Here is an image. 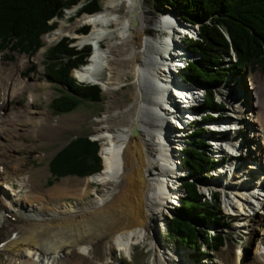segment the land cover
Returning a JSON list of instances; mask_svg holds the SVG:
<instances>
[{
	"label": "bare ground",
	"instance_id": "1",
	"mask_svg": "<svg viewBox=\"0 0 264 264\" xmlns=\"http://www.w3.org/2000/svg\"><path fill=\"white\" fill-rule=\"evenodd\" d=\"M135 18L142 22L143 32H133ZM83 21L93 24L81 37L82 41L92 42L94 50L75 69V75L81 81L99 83L110 94L101 106L102 113L88 118L101 143L103 166L88 175L87 180L101 187L94 190L96 195L89 203L56 201L46 208L23 203L11 184L0 182V264H68L71 252L85 251L96 264H108L112 261H106L112 248L118 251L115 256L125 252L132 257L135 244H144L148 239L147 253L152 263L160 254L164 264H170L168 258L174 252L161 249L160 241L151 235V224L156 225L155 230L168 229V214L173 213L172 209L180 205L187 193L182 182H197L203 200H213L215 191H221L224 204L231 205L237 199L238 193L225 181L232 172L220 165L228 147L223 130L231 124L236 126L240 120L226 116L233 114L239 103L236 86L233 81L208 88L200 82L195 87L187 82L185 66L191 55H184L183 39L195 37L189 31L194 27L181 26L168 10L152 22L145 0H107L104 8L84 12L73 25H61L48 32L45 40L54 43L70 30L75 31ZM181 27L185 47L176 35ZM161 30L168 33L163 35ZM43 57L42 51L36 56L39 60ZM177 58L183 61L177 63ZM6 75L9 82L5 88L0 87V142L14 148L11 141L21 140L27 132L40 138L52 136L55 130L64 135L71 125L82 122L78 117L80 107H45L37 111L33 109L34 101L23 107L9 106L10 97L28 83L12 71ZM180 77L184 81L179 86ZM129 82L135 87L134 98L120 102L119 97L124 96L118 90ZM209 89L214 93L211 106L205 103ZM181 97L189 101L186 106ZM178 101L180 106L174 104ZM254 105L256 108L252 105L248 115L264 120V105L258 100ZM27 119L34 121V127L28 126ZM260 127L251 129L255 144ZM197 128L202 132L196 134ZM197 137L203 138L199 147L205 154L210 153L211 160L192 175L190 167L184 166V149ZM180 138L185 139L177 148L175 141ZM260 150L264 153V146ZM260 160L264 165V158ZM7 162L0 157V164L5 166ZM173 162H177L175 167ZM156 163L162 166L158 172L152 170ZM236 206L230 208L240 211ZM251 254L256 261H264V231Z\"/></svg>",
	"mask_w": 264,
	"mask_h": 264
},
{
	"label": "rangeland",
	"instance_id": "2",
	"mask_svg": "<svg viewBox=\"0 0 264 264\" xmlns=\"http://www.w3.org/2000/svg\"><path fill=\"white\" fill-rule=\"evenodd\" d=\"M87 0H81L78 4L74 5L71 8H67L65 10V13L62 17H55L54 20L57 21V27L61 25H73L78 18L81 16L83 13H79V8L86 2ZM102 1V8L105 6V2L107 0H101ZM157 0H145V5L148 11V14L151 18V21H155L158 16H160L164 11L168 10L171 13L174 14V16L180 21L181 25L183 22H186L187 25H190L188 21H184L179 17V14L176 9L173 8H167V9H157L155 7V3ZM53 20H51L52 22ZM85 24H90V28L93 27V24L90 22H80L78 28L74 30H70L68 33H66L64 36H70L74 37L73 44L76 45L78 48H82L88 43H91L90 41H82V35L85 34L83 32H78L82 28L83 25ZM193 26V25H192ZM193 28H191L190 34L194 35L195 37H198V32L197 30V25H194ZM56 29V28H55ZM187 31V30H186ZM183 31V32H186ZM196 31V32H195ZM51 32V31H49ZM48 32H45L42 34V41H43V47L40 48L41 51L45 53V48L49 47L50 45L58 42L61 40L63 37L60 39L56 40L54 43H50L45 40L44 35L47 34ZM161 33L165 35L166 32L165 30H161ZM176 35L178 36V41L181 45L182 42V36H184L183 33L179 32V30L176 31ZM184 42V41H183ZM182 42L183 46L185 47L184 43ZM191 44H194V41H190ZM103 44H106V41L104 40ZM92 46V52L94 50V45L91 44ZM170 47V45H169ZM195 47V46H194ZM5 48V47H3ZM14 47H7L3 50H0V87L5 88L6 83L9 82L7 78V73L9 71H12L16 73L17 75L21 77H24L27 81V88L26 90L18 94L17 96H14L13 98L10 99V103L13 105H26L27 103L34 101L33 103V109L35 110H40L42 108H52V104L54 106L58 105H68L67 102H63V100L58 101L57 103L51 102L52 98L58 93L57 88H59L58 85L53 84L48 78H47V73H46V68H47V58L44 57L42 59H37L36 56L40 52V50L36 51L34 55H31L24 50H21L20 48H14ZM1 49V48H0ZM196 51L198 50L196 46ZM178 51V50H177ZM232 52V48H231ZM192 55L190 51L185 47V52L184 55ZM177 63L178 61H183V59L177 58ZM220 60V55L214 59V62H219ZM163 60L160 59V62ZM165 63V62H164ZM179 65V64H178ZM46 66V68H45ZM176 66V64H175ZM32 67L31 70L29 68ZM35 68V69H34ZM77 67H73L72 73L75 76V78L78 81H81L76 75H75V69ZM197 74L200 76V78L204 79L205 81H208L209 83H212L215 81V79L219 82L221 81L224 77V74L219 73V68L215 66L213 68L212 62L210 63L209 68L203 67L200 63L197 65ZM20 69H22V72L20 74ZM180 67H177V71H179ZM259 70L255 71H250L248 75L252 77L254 76L255 82H257V88L255 91V87L250 88L248 95H247V103L253 104L256 100V96L260 99L262 104L264 105V86H258L259 80L263 77L264 75V67H258ZM29 70V71H28ZM36 70V71H35ZM222 72H225V70H221ZM180 73V72H179ZM247 76V73L245 74V78ZM34 81V87H33V95L31 94L29 96L28 91L31 90V82ZM184 80L179 78V86ZM232 79H230V82ZM83 82H88V83H94L90 81H83ZM188 82V81H187ZM242 84V83H240ZM192 85L195 87L196 84L192 82ZM102 99L97 100V101H91V100H81L79 104L76 105V107H80L81 109L78 111V117L79 119L82 120V122H78L74 125H71L69 129L65 131V134L62 135L59 131L55 130L52 136L47 137V138H40L36 133L27 132L25 133L21 140H13L12 144L17 147V149L13 148H8L6 147L5 144L1 145L2 152L1 154L4 155L9 161H11L12 165H7V167L3 168V175L6 180L10 181L13 184V187L15 188V191L18 193L20 199L25 203H33V206H38V205H44L47 207L52 206V204H55L56 201L60 202H77L79 205H83L86 203L91 202V200L94 198L96 195L94 190L99 189L101 187L100 184L92 181L88 182L87 178L88 176H78V175H66L61 177L59 180L55 181L53 184L48 183V178L51 176V171H50V162H51V156L53 154V151L57 148V146L62 143L64 140H67L71 135H73L76 132H79V135L81 134H88L91 138L97 139L94 136V130H93V125L90 121H88V118L90 116L96 117L98 114L102 113L103 109L101 106L105 105V100L110 97V94L106 91H104L102 85ZM9 89V88H8ZM34 91H36V94H34ZM62 94H65L62 92ZM119 95H123L124 97H119L120 102L124 101H129L134 98L135 94V87L133 82L126 83L124 87H122L120 90H118ZM66 95V94H65ZM29 96V97H28ZM260 96V97H259ZM28 98V99H27ZM182 99V97H181ZM183 100V99H182ZM178 103L175 102L174 104L179 105ZM189 101L183 100V105L186 106ZM205 103L209 106H211V98L206 93V98H205ZM92 106H94V109H92ZM96 106V107H95ZM231 112V111H229ZM236 117L239 116H245L244 112L241 111H234L233 114L226 113V116H229L230 118H234L232 115H235ZM247 114V113H246ZM212 112H209L208 116H211ZM207 116V115H206ZM251 119V117H249ZM166 122V121H164ZM228 123V122H226ZM225 123V124H226ZM27 124L30 128L34 127V121L31 119H27ZM167 126V123L165 124ZM47 127V126H45ZM44 127V128H45ZM188 131V130H187ZM186 133H189V131ZM196 131L198 133L202 132L200 128H197ZM230 134L226 133L225 137H228ZM179 138V137H178ZM185 138H180L178 141H175V144L177 145V148H180L181 145H183V141ZM196 142L198 146H195L191 144L190 146H187V149L190 153H194L195 156L199 157L202 153L203 155V160H211V155L210 153L205 154L204 151L199 147L203 144V138L202 137H197L193 138L190 140V143ZM100 142V140H99ZM176 146V145H175ZM100 149H101V143H100ZM100 151V150H99ZM176 153L178 154V164L177 162H173V166L175 167L176 164L180 165L181 159V154H179V150H176ZM101 154V152H100ZM102 157V155H101ZM190 159V163L193 166V169H200L201 166L198 164V160L196 158L188 156ZM103 160V157H102ZM180 160V161H179ZM204 163V162H202ZM172 166V167H173ZM162 166L159 163H156L154 167H152V170L155 172H158L161 170ZM243 170L245 172L244 174V179H249L251 178V174L246 171L245 166H243ZM180 174V171H178ZM90 175V174H89ZM30 177V178H29ZM226 183L233 189H238L236 188L237 184L239 183L238 176L235 175L234 173L230 175L229 178L225 179ZM242 202H239V206L242 207ZM186 206L191 210V212L195 215H197L200 218H203L204 216L208 219V221L211 220L213 213L210 211H206L205 207H207V204L205 202H193L190 198H186ZM197 207H203L202 210L197 209ZM224 209L227 211L226 205L224 204ZM175 210V208H174ZM168 212V211H167ZM170 215V214H168ZM238 222L240 221H235L231 227L227 226H222L219 227V229H216L212 227V229H215V232H218L219 234L223 233L225 228H228V241H227V248L223 249L220 251V255L223 254L226 256L227 253L233 252V250L236 249L237 245L241 246H248L251 247L252 243L249 242V239L247 238V233L243 231L242 228L248 226L249 229H259L260 226L256 227L255 218L251 217L250 223L247 225H238ZM185 227V225H183ZM242 229V230H241ZM235 232V234L231 236V232ZM205 232V238L207 240L210 239L211 233L207 229H204ZM214 232V231H212ZM239 233V235L237 234ZM152 237L154 236L157 238L162 247L166 248V250L170 251V253L174 252V256L168 258V261L170 264H218L220 259L218 260V257L215 256L212 258L213 255H215L214 251H208L206 254H200L198 252L197 248L195 247H185L182 246L178 241H175L178 237V239L182 240L183 236L181 232H177L174 230L172 227V230H156L155 232L152 229L151 233ZM237 235V236H236ZM252 239H254L253 234L251 235ZM177 239V240H178ZM149 240V239H148ZM148 240L142 244V243H137L135 244V248L133 251L132 257L129 255H126L125 252H122L121 255L119 254L118 256H115L118 254V251L115 248L111 249L110 257L106 260L109 262L108 264H164V258L157 256V259L155 260L156 263H152L150 256L147 253V247L149 245ZM151 240V239H150ZM203 246V245H202ZM202 250V249H201ZM172 251V252H171ZM219 254V253H218ZM113 256V257H112ZM246 257V258H245ZM245 264L249 262V255L248 253L245 254ZM206 259L203 261V259ZM105 261V262H106ZM154 261V262H155ZM209 261V262H208ZM68 264H96L91 260V257L87 254V251L81 253V252H71V254L68 257Z\"/></svg>",
	"mask_w": 264,
	"mask_h": 264
},
{
	"label": "trees",
	"instance_id": "3",
	"mask_svg": "<svg viewBox=\"0 0 264 264\" xmlns=\"http://www.w3.org/2000/svg\"><path fill=\"white\" fill-rule=\"evenodd\" d=\"M81 0H0V20L11 22L14 20L13 33L25 35V39L34 43L41 42V35L57 26L55 17H62L67 8L78 4ZM157 9H176L179 17L192 25L198 24V37H184L183 41L192 55L198 54L196 58H189L185 66V78L203 84L209 83L200 78L197 74V65L209 68L212 62L213 68L218 66L220 69L224 63V57L231 53V48L236 50L238 64H252L264 62V0H157ZM102 9L101 0H87L80 8L79 13L95 12ZM8 15L7 17L5 15ZM51 20H53L51 22ZM90 29V24H85L79 30L86 33ZM193 40L194 44L190 41ZM74 38L64 36L48 50L49 74L53 81L61 84L65 90L62 95L57 96L53 103L60 100L67 102V105L53 107L74 108L81 100L97 101L102 99V88L99 83H88L78 81L72 73L73 67L82 65L88 60L92 52L90 43L82 48L73 44ZM195 46V47H194ZM196 46L198 50L196 51ZM220 55L219 62L214 59ZM224 68V67H222ZM221 68V69H222ZM220 74L222 72L219 70ZM210 98H213V90L207 91ZM198 134V132H195ZM198 146L196 142L190 143ZM189 145V146H190ZM100 142L91 138L88 134H81L73 138L52 161V169L58 175L78 174L89 175L103 166V160L99 153ZM187 156L184 157V166L192 168L190 157L196 158L198 164L202 166L203 155L199 157L190 153L185 147ZM191 172V174H194ZM182 186L187 193L181 198L180 205L175 209V215L170 218V222L175 231L181 232L182 243L186 242L195 248L200 247L199 238L205 236L204 229L197 227L188 217L205 224L208 219L193 214L186 206V198L195 202H205V210L210 211V207L217 209L218 196L214 203L204 201L201 190L197 182L186 180ZM202 210L203 207H197ZM212 220V218H211ZM185 225V227H183ZM215 239L209 245L217 246L222 241V237L215 235Z\"/></svg>",
	"mask_w": 264,
	"mask_h": 264
},
{
	"label": "water",
	"instance_id": "4",
	"mask_svg": "<svg viewBox=\"0 0 264 264\" xmlns=\"http://www.w3.org/2000/svg\"><path fill=\"white\" fill-rule=\"evenodd\" d=\"M131 28L133 32H140V31L143 32L144 31L142 22H140L137 18L133 19ZM151 225H152L151 227L153 228V231L155 232L156 231L155 224L152 223Z\"/></svg>",
	"mask_w": 264,
	"mask_h": 264
}]
</instances>
